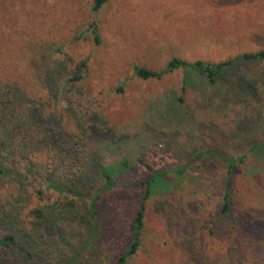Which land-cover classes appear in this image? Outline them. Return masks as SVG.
Segmentation results:
<instances>
[{"label": "rangeland", "instance_id": "obj_1", "mask_svg": "<svg viewBox=\"0 0 264 264\" xmlns=\"http://www.w3.org/2000/svg\"><path fill=\"white\" fill-rule=\"evenodd\" d=\"M92 5L0 0V100L11 101L10 123L33 127L24 154L45 166L58 144L46 139L44 127H51L96 151L104 165L126 159L138 179L151 174L136 167L142 155L153 167L188 165L182 177L168 174L167 192L146 201L140 245L127 264H264V60L234 63L216 83L197 70L158 80L133 74L134 67L160 71L172 58L217 63L264 50V0H110L97 12ZM81 61L82 81L66 88ZM208 151L213 155L197 157ZM25 161L17 166L25 202L11 203L16 181L0 180L1 203L18 214V226L34 208L68 202L41 181L31 185ZM227 182L235 223L213 230ZM100 203L96 259L117 264L131 238L133 203L120 215ZM6 233L0 225V237ZM4 252L0 245V257Z\"/></svg>", "mask_w": 264, "mask_h": 264}, {"label": "trees", "instance_id": "obj_2", "mask_svg": "<svg viewBox=\"0 0 264 264\" xmlns=\"http://www.w3.org/2000/svg\"><path fill=\"white\" fill-rule=\"evenodd\" d=\"M109 1L93 0L92 11L97 12ZM94 38L98 42L96 35ZM242 60H264V50L244 53L233 59L217 63L200 60L187 62L172 58L160 71L134 67L133 74L141 80H158L178 69L197 70L204 73L210 83H216L217 77L224 75L227 67ZM86 67L85 61L75 66L71 76L63 82L66 88L74 87L76 83L82 81ZM183 84H186L185 79ZM184 89L185 87L182 86L181 90ZM118 91L121 92V88H118ZM178 101L182 102V98L180 97ZM10 103L11 101L6 103L0 100V180L10 182L13 179L16 181L19 193L13 196L11 203L21 204L26 200L23 190L22 193L20 191L23 182L20 175L22 173H19L17 168L18 165L22 166L23 160H26L24 164L26 167H23L26 180H31V185L33 181H41L48 190L63 195L68 202L50 211L34 208L29 212V223L18 226V214L5 209L1 203L3 201L0 200V225L7 231L0 237V245L6 255L0 259L5 264H53L49 262L53 255L56 258L54 264H98L96 259L98 238L95 232L96 230L98 232L101 218H103V211L100 207L102 198L107 201L109 207L116 209L117 213L119 210L124 212L128 201L133 203L135 194H137L135 203H133L131 238L117 257V264H127L140 245L146 201L169 190L170 180L167 178L169 173L182 177L189 166L170 167L164 161L153 167L147 163L146 156L142 155L137 159L136 167L144 173L151 174L146 179H138L133 173L130 176L131 164L126 159H122L118 164L104 165L103 160L95 153L96 151L84 149L77 140L60 139L59 130L51 127H44L49 130L46 139L49 143L57 141L58 144L53 149L54 153L50 161L45 166H40L28 160L27 155L24 154L26 144L31 141L28 140L35 136L30 131L33 127L27 130L26 127L15 125L13 123H16V119L12 121L13 123L9 122L10 118L7 114L12 113ZM7 119L8 122H6ZM101 130H104L101 135H106L107 138L108 130L104 127H101ZM41 139L42 137H37V142L41 143ZM204 155L213 154L208 151V153H199L197 157ZM220 157L229 170L234 167L235 160L227 156ZM238 160L241 161L242 158ZM132 189L139 191L134 193ZM124 190H129V197L118 196V193ZM231 192L229 182L225 183L222 204L216 214L213 230L221 224L230 227L235 223L231 209ZM139 193L141 195L138 196ZM38 194L42 195V192L38 191ZM84 200L87 201V205L83 209L80 201ZM80 206L81 209H79Z\"/></svg>", "mask_w": 264, "mask_h": 264}]
</instances>
